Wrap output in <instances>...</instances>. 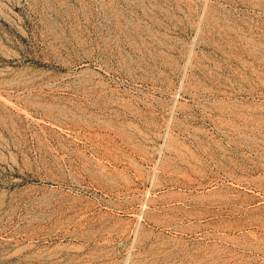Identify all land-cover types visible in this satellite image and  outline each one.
I'll list each match as a JSON object with an SVG mask.
<instances>
[{
    "label": "rangeland",
    "instance_id": "obj_1",
    "mask_svg": "<svg viewBox=\"0 0 264 264\" xmlns=\"http://www.w3.org/2000/svg\"><path fill=\"white\" fill-rule=\"evenodd\" d=\"M239 177L264 203V0H0V264H264V212L196 202Z\"/></svg>",
    "mask_w": 264,
    "mask_h": 264
},
{
    "label": "bare ground",
    "instance_id": "obj_2",
    "mask_svg": "<svg viewBox=\"0 0 264 264\" xmlns=\"http://www.w3.org/2000/svg\"><path fill=\"white\" fill-rule=\"evenodd\" d=\"M90 59V58H89ZM83 60V59H82ZM75 61V60H74ZM92 61V60H91ZM76 62V61H75ZM84 62V61H83ZM90 62V61H89ZM70 63V62H69ZM68 63V64H69ZM73 63V62H72ZM82 63V62H81ZM66 64V63H65ZM76 64V63H75ZM79 65V64H78ZM70 66H72V65H70ZM75 66V65H74ZM83 66V65H82ZM65 68V67H64ZM80 68V67H79ZM87 69V68H86ZM88 70V69H87ZM83 72H87V71H83ZM90 72H91V70H90ZM72 73V72H71ZM77 73V72H76ZM81 73V72H80ZM92 73V72H91ZM79 74V73H78ZM69 76V75H68ZM83 76H84V74H83ZM71 87V86H70ZM81 87V86H80ZM85 87V86H84ZM85 89V88H84ZM71 90V89H70ZM74 91V90H73ZM192 165V164H191ZM195 165V164H194ZM189 167H192V166H190V165H188ZM195 167H197V166H195ZM195 167H194V169H195ZM199 168V167H198ZM193 169V170H194ZM192 170V169H191ZM192 170V171H193ZM185 171H186V169H185ZM202 171V170H201ZM196 172H197V170H196ZM199 172H200V170H199ZM203 172H204V170H203ZM189 174V173H188ZM192 174V173H191ZM198 174H201V173H198ZM206 174V173H205ZM194 175V174H193ZM225 175V174H224ZM232 175L233 174H231V177H232ZM186 176H187V174H186ZM190 176V175H189ZM195 176V175H194ZM205 176V175H204ZM208 176V175H207ZM228 176H229V174H228ZM238 176V175H237ZM182 177V176H181ZM188 177V176H187ZM196 177H197V175H196ZM196 177H194V178H196ZM219 177V176H218ZM224 177V176H223ZM227 177V176H226ZM244 177V176H243ZM242 177V178H243ZM176 178V177H175ZM240 178V179H239ZM238 179L236 178H230L231 180H230V182L228 183V184H226L225 186H224V188L222 189V190H218V188L217 189H214V190H208L206 193H201V194H197V196L196 195H194V197L196 198V202H197V199H201L202 201L201 202H203V201H208L210 204H214V203H229V202H231V201H235V202H238V204H240L241 206H247V207H249V209L251 208L252 210H251V215L252 216H255V217H258V216H260L263 212H264V203H260V205L259 206H256V204L258 203V202H261L262 200H263V197H262V190H261V188L259 187V185L257 186V184L258 183H260V182H257V184L255 185L254 183L252 184V182L251 183H249V182H247L248 181V178H247V181H245L244 179H242L241 177H239ZM63 179V178H62ZM178 179H180V178H178ZM185 180H186V178H184ZM201 180H202V178H200ZM209 179V181L211 180L210 178H208ZM213 179H214V177H213ZM246 179V178H245ZM253 179V178H252ZM251 179V180H252ZM192 180V179H191ZM206 180V179H205ZM204 180V181H205ZM218 180H219V178H218ZM221 180V179H220ZM225 180V179H224ZM257 180V179H256ZM256 180H255V182H256ZM39 181H40V183L42 184V187H44V189H43V191L44 192H48L49 194H52V193H55V191H56V189H53V186H56V188L57 189H60L62 186H63V181L62 180H60V179H57V178H54V176L53 177H43V178H39ZM170 181H171V179H170ZM174 181V180H173ZM190 181V180H189ZM188 181V182H189ZM196 181H197V179H196ZM172 182V181H171ZM176 182H177V180H176ZM178 182H180V181H178ZM198 182V181H197ZM215 182V181H214ZM217 182V181H216ZM253 182H254V179H253ZM166 183V182H165ZM204 183V182H203ZM211 183V182H210ZM224 183V182H223ZM263 183V182H262ZM160 184V183H159ZM172 184V183H171ZM174 184V183H173ZM181 184V183H180ZM201 184H202V182H201ZM207 184V183H206ZM225 184V183H224ZM264 184V183H263ZM158 185V184H157ZM156 185V186H157ZM179 185V184H178ZM189 185H191V184H189ZM211 185V184H210ZM213 185V184H212ZM153 186V185H152ZM155 186V185H154ZM156 186H155V188H156ZM165 186V185H164ZM184 186V185H183ZM186 186V185H185ZM217 186V185H216ZM42 187H40V188H42ZM160 187H162V184H161V186ZM160 187H158V189L160 188ZM179 187H180V185H179ZM178 187V188H179ZM182 187V186H181ZM201 187V186H200ZM203 187V186H202ZM201 187V188H202ZM210 187V186H209ZM36 188V187H35ZM39 188V189H40ZM204 188V187H203ZM208 188V187H207ZM81 189V188H80ZM157 189V188H156ZM164 189V188H163ZM168 189V188H167ZM187 189V188H186ZM195 189H197V188H195ZM177 190V189H176ZM60 191V190H59ZM68 191H70L69 190V188H68ZM72 191V190H71ZM103 191V190H102ZM154 191V190H153ZM180 191V190H179ZM179 191H177V192H179ZM195 191V190H194ZM204 191V190H203ZM41 192V191H40ZM64 192V191H63ZM164 192V191H163ZM257 192V193H256ZM38 193V192H37ZM57 193V192H56ZM59 193V192H58ZM57 193V194H58ZM153 193V192H152ZM161 193V192H160ZM199 193V192H198ZM169 194V193H168ZM171 194V193H170ZM169 194V195H170ZM176 194V193H175ZM183 194V193H182ZM184 194H185V192H184ZM43 195H45L44 193H43ZM65 195V194H64ZM67 195V194H66ZM145 195H146V193H145ZM174 194H171V196H173ZM177 195H181V194H177ZM177 195H175V196H177ZM188 195V194H187ZM60 196H62V194L60 195ZM152 196V195H151ZM154 196H155V193H154ZM183 196H186V195H181V198L183 197ZM190 196V195H189ZM40 197H42V196H40ZM44 197V196H43ZM48 197V196H47ZM147 197H148V195H147ZM156 197V196H155ZM165 197V196H164ZM168 197V196H167ZM192 197V196H191ZM55 198V197H54ZM57 198V197H56ZM68 198H70V197H68ZM162 198H163V195H162ZM168 198H170V196L168 197ZM181 198H179V199H181ZM4 199V198H3ZM71 199V198H70ZM158 199V198H157ZM172 199H174V198H172ZM186 199H188V196H187V198ZM192 199V198H191ZM44 200V199H43ZM46 200H47V198H46ZM49 200H51V199H49ZM49 200H47V201H49ZM59 200V199H58ZM60 200H61V198H60ZM144 200V199H143ZM170 200V199H169ZM54 201V200H53ZM62 201H64V200H62ZM77 201V200H76ZM150 201H151V199H150ZM154 201V200H153ZM153 201L152 202H150L151 204L153 203ZM157 201V200H156ZM174 201V200H173ZM179 201V200H178ZM71 202V201H70ZM191 202H193V201H191ZM195 202V203H196ZM198 202H199V200H198ZM208 202H206V203H208ZM235 202H233V203H235ZM263 202V201H262ZM5 203V202H4ZM43 203V202H42ZM41 203V204H42ZM47 203V202H46ZM50 203V202H49ZM51 203H52V200H51ZM54 203V202H53ZM75 203V202H74ZM85 203V202H84ZM146 203V202H145ZM150 203H149V205H150ZM155 203V205L157 204V203H159V202H154ZM162 203H164V202H162ZM166 203H168V202H166ZM185 203V202H184ZM187 204H188V201L186 202ZM219 203V204H220ZM232 203V202H231ZM63 203H61V205H62ZM141 204L143 205V203L141 202ZM148 204V203H147ZM169 204V203H168ZM172 204V203H171ZM192 204V203H191ZM205 204V203H204ZM209 204V205H210ZM4 205V204H3ZM44 205V204H43ZM52 205V204H51ZM58 205V204H57ZM68 205V204H67ZM145 205V204H144ZM174 205V204H173ZM180 205V204H179ZM2 206V201L0 202V207ZM64 207H67V206H65V205H63ZM164 206V205H163ZM189 206V205H188ZM227 206V205H226ZM238 206V205H237ZM53 207V206H52ZM168 207V206H167ZM177 207H179V206H177ZM193 207H195V206H193ZM200 207H203V206H200ZM205 207V206H204ZM208 207V206H207ZM214 207V206H213ZM218 207H220V206H218ZM217 207V205H216V208H218ZM223 207V206H222ZM3 208V207H2ZM48 208H49V206H48ZM144 208H145V206H144ZM181 208H182V206H181ZM215 208V207H214ZM221 208V207H220ZM235 208V207H234ZM243 208V207H242ZM61 209H62V207H61ZM70 209V208H69ZM175 211H177V212H179L177 209H176V207L175 208H173ZM173 209H172V211H173ZM178 209H180V207L178 208ZM184 209V208H183ZM183 209H181V210H183ZM187 209V208H186ZM192 209V208H191ZM207 210H208V208H206ZM230 210H231V208H229ZM65 210V209H64ZM147 210V209H146ZM161 210H162V208H161ZM160 210V211H161ZM167 210L168 209H166V212H167ZM170 210V209H169ZM213 210V209H212ZM237 210H238V208H237ZM236 210V211H237ZM66 211V210H65ZM149 211V210H148ZM157 211V210H156ZM174 211V212H175ZM188 211V210H187ZM191 211V210H190ZM193 211H194V208H193ZM197 211V210H196ZM205 211V210H204ZM203 211V212H204ZM209 211V210H208ZM208 211H206V212H208ZM221 211H222V209H221ZM228 211V210H227ZM235 211V212H236ZM60 212V211H59ZM64 212V211H63ZM140 212V211H139ZM147 212V211H146ZM183 212H184V210H183ZM209 212H211V210L209 211ZM213 212V211H212ZM216 212H218V211H216ZM235 212H233V213H235ZM238 212V211H237ZM247 212V211H246ZM65 213V212H64ZM68 213V212H67ZM134 213V212H133ZM145 213V212H144ZM154 213V212H153ZM152 213V214H153ZM172 213V212H171ZM182 213V212H181ZM201 214H202V211L200 212ZM222 213V212H221ZM232 213V214H233ZM146 214V213H145ZM149 214V213H148ZM151 214V215H152ZM180 214V213H179ZM179 214H177V215H179ZM190 214V213H189ZM197 215V213H195L194 212V215ZM211 214H213V213H211ZM222 214H224V213H222ZM235 214H237V213H235ZM60 215H61V213H60ZM138 215V214H137ZM147 215V214H146ZM156 215V214H155ZM167 215H169V214H167ZM173 215V214H172ZM176 215V214H175ZM182 215V214H181ZM186 215H188V213H186ZM204 215V214H203ZM206 215V214H205ZM216 215V214H215ZM219 215H221V214H219ZM225 215V214H224ZM240 215H241V213H240ZM262 215H264V214H262ZM261 215V216H262ZM80 216V215H79ZM141 216H142V213H141ZM174 216V215H173ZM191 217H192V214L190 215ZM189 215H188V217H190ZM208 216V214L206 215V217ZM216 216H218V215H216ZM231 216V215H230ZM245 216V215H244ZM249 216V215H248ZM62 217V216H61ZM66 217V216H65ZM76 217V216H75ZM135 217H137V216H135ZM156 217V216H155ZM158 217V216H157ZM160 217V216H159ZM158 217V218H159ZM169 217H171L170 215H169ZM169 217H168V220H169ZM177 217H179V216H177ZM188 217H187V219H188ZM190 217V219H192ZM198 217H199V220L202 218L201 217V215L199 216V214H198ZM201 217V218H200ZM206 217H204L205 219H206ZM210 217V216H209ZM219 217V216H218ZM64 218V217H63ZM153 218V217H152ZM157 218V219H158ZM162 218V217H161ZM161 218H159V219H161ZM163 218H165V216L163 215ZM173 218V217H172ZM172 218H171V221H172ZM175 218H176V216H175ZM217 218V217H216ZM221 218V217H220ZM223 218V217H222ZM226 218V217H225ZM244 218H246V217H243V219ZM260 218V217H259ZM139 219V218H138ZM137 219V220H138ZM145 219H146V217H145ZM154 219V218H153ZM152 219V220H153ZM166 219V218H165ZM180 219V218H179ZM183 219V218H182ZM182 219H180V220H182ZM197 219V218H196ZM214 219V218H213ZM227 219V218H226ZM239 219V218H238ZM243 219H242V221H243ZM246 219H248V218H246ZM262 219V218H261ZM141 220V219H140ZM150 220V219H149ZM152 220H150L151 222H152ZM155 220V219H154ZM167 220V223L169 222ZM175 220V219H174ZM179 220V221H180ZM198 220V219H197ZM198 220V221H199ZM215 220V219H214ZM220 220V222L221 221H223L224 220V218H223V220H221V219H219ZM245 220V219H244ZM248 220H250L249 222L251 223V218H249ZM248 220L246 221V222H248ZM257 220H258V218H257ZM263 221H264V219H262ZM149 221V222H150ZM156 221L157 220H155V222L154 223H156ZM163 222H164V220H162ZM178 221V222H179ZM196 221V220H195ZM201 221V220H200ZM207 221V220H206ZM211 221H212V219H211ZM225 221V220H224ZM234 221V220H233ZM239 221V220H238ZM260 221V220H259ZM150 222V223H151ZM158 223H156V225H159V221H157ZM161 222V221H160ZM177 222V221H176ZM189 222V221H188ZM202 222V221H201ZM204 222V221H203ZM214 222V221H213ZM215 222H217V221H215ZM226 222V221H225ZM235 223H236V221H234ZM239 222H241V221H239ZM244 222V221H243ZM145 223V222H144ZM143 223V224H144ZM162 223V222H161ZM170 223V222H169ZM168 223V224H169ZM174 223H175V221H174ZM174 223H173V221H172V223L171 224H173V225H169V226H174ZM223 223V222H222ZM249 223V224H250ZM258 223V222H257ZM136 224V223H135ZM167 224V225H168ZM177 224V223H176ZM180 224V223H179ZM202 224V223H201ZM210 224V223H209ZM216 224V223H215ZM214 224V225H215ZM220 224V223H219ZM232 224V223H231ZM247 224V223H246ZM245 224V225H246ZM252 224V223H251ZM255 224V223H254ZM262 224V223H261ZM263 224H264V222H263ZM142 225V224H141ZM164 225H165V223H164ZM192 225V224H191ZM197 225V224H196ZM205 225H208V223L207 224H205ZM217 225V224H216ZM226 225V224H225ZM240 225H241V223H240ZM243 225V224H242ZM256 225V224H255ZM253 226L254 228H256L257 226ZM257 225H260V222H259V224H257ZM137 226V225H136ZM148 226H150V225H148ZM162 226V225H161ZM177 226V225H176ZM198 226V225H197ZM203 226V225H202ZM211 226H213V225H211ZM220 227H221V224L219 225ZM233 226L235 227L236 225H234L233 224ZM232 225L229 227V228H231L232 229V227H233ZM250 226V225H249ZM155 227V226H154ZM158 227V226H157ZM165 227V226H164ZM166 227H168V226H166ZM175 227V226H174ZM180 227V226H179ZM192 227V226H191ZM194 227V226H193ZM205 227V226H204ZM217 227V226H216ZM222 227H223V225H222ZM221 227V228H222ZM233 227V228H234ZM238 227V226H237ZM236 227V228H237ZM242 227V226H241ZM246 227H247V225H246ZM260 227V226H259ZM262 227V226H261ZM136 228V227H135ZM181 228H185V227H181ZM179 229V230H182V229ZM199 228V227H198ZM209 228H211L210 226H209ZM226 228H228L227 226H226ZM240 228V227H239ZM144 229H147L146 227H144ZM166 229V228H165ZM173 229V228H172ZM176 229V228H175ZM175 229H174V231H175ZM187 229V228H186ZM186 229H184V230H186ZM190 229V228H189ZM195 228H193V230H194ZM220 229V228H219ZM248 229H249V227H248ZM251 229V228H250ZM258 229V228H257ZM263 229V228H262ZM261 229V230H262ZM137 230V229H136ZM142 230V229H141ZM149 230V229H148ZM178 230V229H177ZM179 230H178V232H179ZM191 230V229H190ZM224 230V229H223ZM228 230V229H227ZM240 230H241V228H240ZM240 230H238V231H240ZM243 230V229H242ZM254 230V229H253ZM156 231V230H155ZM183 231V230H182ZM195 231H197V230H195ZM234 231V230H233ZM232 231V232H233ZM255 231V230H254ZM143 232V231H142ZM146 232V231H145ZM160 232V231H159ZM162 232V231H161ZM188 232V231H187ZM191 232V231H190ZM224 232H225V230H224ZM234 232H237L236 230L234 231ZM249 232V231H248ZM251 232V231H250ZM256 232V231H255ZM254 232V233H255ZM152 233V232H151ZM154 233V232H153ZM163 233V232H162ZM174 233V232H173ZM183 233H185V231H183ZM195 233V232H194ZM257 233V232H256ZM261 233V232H260ZM264 233V232H263ZM190 234V233H189ZM193 234V233H192ZM252 234H253V231H252ZM251 234V235H252ZM148 235L150 236V234H149V232H148ZM160 235L162 236V234L160 233ZM178 235V234H177ZM250 235V236H251ZM146 236H147V234H146ZM163 237H166V236H163ZM168 237V236H167ZM166 237V238H167ZM181 237V236H180ZM256 237H258V236H256ZM158 238V237H157ZM170 238V237H169ZM174 238V237H173ZM159 239V238H158ZM157 239V240H158ZM175 239V238H174ZM182 239V238H181ZM20 249V248H19ZM18 249V250H19ZM27 250H28V248H26ZM25 251V250H24ZM21 252H22V250H21ZM17 254H19L18 252H17ZM11 255V254H10ZM11 256H9L8 258H10Z\"/></svg>",
    "mask_w": 264,
    "mask_h": 264
}]
</instances>
